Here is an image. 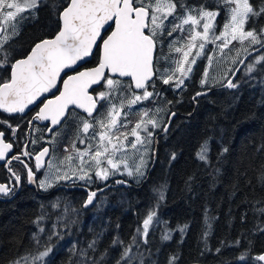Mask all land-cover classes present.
I'll return each mask as SVG.
<instances>
[{
	"label": "snow or ice",
	"instance_id": "1",
	"mask_svg": "<svg viewBox=\"0 0 264 264\" xmlns=\"http://www.w3.org/2000/svg\"><path fill=\"white\" fill-rule=\"evenodd\" d=\"M44 2L0 0V70L8 73L0 77V110L10 115L23 114L30 106L41 102L45 94L51 95V98L42 101V106L27 122L30 131L21 136L24 148L10 158L9 153L21 126L13 128L7 121H0L10 129L13 141L6 142L5 132L0 131V161L5 162L10 181L8 184L0 183V197H11L20 185L21 175L13 169V162L26 170L28 184L45 192L56 186H79L84 190L94 183H104L108 187L106 182L118 174L140 183L146 178L149 163L155 162L150 153L154 151L155 130L161 129L163 124L159 118L161 109L140 108L139 119L130 128L128 117L135 106L161 96L157 81L170 86L173 92L183 91L198 60L206 59L207 66L200 85L202 88L208 87L206 91L195 94V101L207 95L214 86L237 90L242 83L257 79L254 73L264 72V55H261L247 64L244 79L235 83L233 79H227L224 83L223 76L217 80L209 73L217 55H226L233 42H238L249 55V49H264V27L246 28L250 22L256 23L264 18V0H260L259 4H255V0H220L216 11L208 10L204 4L188 5L187 0H66L63 10L57 15L61 22L57 34L51 39H38L26 57L13 59V50L9 45L18 35L17 24L28 18L25 13L34 15ZM221 9L228 15L217 34L216 20ZM108 29L111 32L105 38L103 33ZM174 33L179 35L173 37ZM167 38L172 39L168 41L167 53H164ZM98 41H102V44H98ZM210 44L213 46L211 51L208 49ZM245 44L247 47H244ZM96 47L101 49L98 64L75 71V66L86 62ZM231 62L236 64L237 59L232 58ZM239 63L244 64V61L240 60ZM161 65L166 66L161 70ZM258 65L261 66L259 69ZM69 71L73 74L68 75ZM238 71L232 72L233 77ZM61 73L67 78L64 79ZM60 81L62 89L58 86ZM259 84L264 87V78H259ZM97 87L102 90L96 92ZM168 104L171 105L172 101H168ZM101 108L105 111L101 112ZM77 109L83 110L86 116H79L71 151L66 146L65 152L68 154L59 161L50 155L48 146L36 152L35 146L43 137L30 139L36 131L33 122H50L47 132L52 134V139L47 143L55 144L63 131L62 122H67L73 114L78 115ZM57 128L59 130L54 131ZM162 131L167 133L168 126L164 125ZM77 142L83 147L78 148ZM209 145V140L204 141L196 154L205 166L210 164ZM261 149H264V145L258 151ZM227 151L223 149L220 155ZM175 159L176 154L172 153L169 162ZM33 160L35 171L29 167ZM42 170L43 178L38 179L37 173ZM13 178L15 185L11 184ZM191 179L189 177V181ZM116 184L128 186L126 180H116ZM104 190L88 191L87 199L79 209L64 204L63 212L57 215L50 229L41 226L51 220L45 209L51 207L59 210L63 202L58 198L48 206L40 205L41 213L33 221L37 231L31 234V242L37 249L43 250L19 256L8 264H46V258L53 253L54 247H58L66 237H71L74 226L79 223L80 213L89 206H103L104 201L97 200V195ZM153 191L156 205L136 228L130 243L123 247L116 264H146V260H151L152 251L146 249L142 252L140 248L148 245L150 228L159 224L157 209L164 194L159 190ZM252 210L264 216V207H254ZM187 227L184 225L166 230L161 239L171 240L172 231L183 235ZM256 230L264 232V227L257 226ZM208 235L207 231L203 234L205 244ZM100 236L98 233L86 249H77L76 242L70 241L67 250L73 257L80 258L81 264H103L108 257L107 251L98 259L88 256L89 252H96ZM122 244L117 237L112 247ZM239 244L240 240L234 242V245ZM133 248L137 252L134 253ZM220 250L217 248L216 252ZM179 259V254H173L169 256L167 264H178ZM241 259L244 257L241 256ZM255 260L264 262V254L257 255ZM151 264H157V261L152 260Z\"/></svg>",
	"mask_w": 264,
	"mask_h": 264
},
{
	"label": "trees",
	"instance_id": "2",
	"mask_svg": "<svg viewBox=\"0 0 264 264\" xmlns=\"http://www.w3.org/2000/svg\"><path fill=\"white\" fill-rule=\"evenodd\" d=\"M219 3L220 0H187L188 5L204 4L211 11H216ZM259 3L260 0H255V4ZM65 4L66 0H45L34 15L25 13L28 18L19 21L18 35L9 45L13 50V59L25 57L38 39L52 38L57 34L61 23L57 15ZM220 11L217 18L218 30L226 22L228 15L223 9ZM251 27H264V18L246 26ZM177 35L179 34L174 33L173 37ZM171 39L164 41V53H167L168 41ZM212 47L210 44L209 51ZM246 54L238 42L233 43L226 50V55H217L214 59L213 66L209 68L210 77L218 80L223 76V82L226 83ZM261 55H264V49L247 60L234 83L244 79L247 64ZM232 58L237 59L236 64L231 62ZM99 59L98 48L86 66L97 65ZM164 66L166 65L160 66L161 70ZM206 66V59L198 60L183 91L173 92L170 86L157 81V90L161 96L134 107L131 112L132 120L138 115L140 108L153 111L161 109L159 118L163 124L161 129L155 130L152 145V149L157 150L156 158L154 151L150 153L155 162L149 163L146 178L140 183L123 175L115 177L122 178L131 185L116 184L115 177L109 179L106 182L108 188L97 195V200L104 201L103 206H89L80 213L79 223L74 226L71 237H66L58 247H54L53 253L46 258V264H81L80 258L73 257L67 250L70 241L76 242L77 249H86L88 243L97 238L98 233L101 236L97 250L95 253L89 252L88 256L98 259L107 251L108 257L103 264H116L123 247L130 243L136 228L156 205L154 189L162 191L164 199L157 209L159 224L150 228L149 243L140 248L142 252L150 249L153 253L146 264H151L152 260L157 261V264H167L169 256L173 254H179L178 264H262L255 257L264 252V232L256 229L257 226L264 227V216L254 213L252 209L264 207V203H256L264 201V149L258 151L264 145V87L259 84V78H264V72L254 73L257 79L242 83L237 90H227L217 85L207 95L194 101L193 97L197 92L207 90V85L204 88L200 85ZM257 67L259 69L261 66ZM6 75L8 73L0 70V77ZM168 101H172V104L169 105ZM38 110L39 106L26 115H10L0 110V121H7L13 128L21 126L17 130L16 141L13 142L10 129L6 124L0 123V131L5 132L7 141L13 142L15 153L24 148L21 136L30 131L27 122ZM172 112H176L177 116L165 133L162 128L168 123ZM128 120L130 121V117ZM33 127L36 131L31 134L30 139L43 137L35 146V151L39 152L44 146L50 145L52 157L57 161L67 155L59 151H65L66 146L70 148L77 130L76 125H65L55 144H49L47 141L52 136H46L47 127L35 121ZM206 140L210 141L208 166L200 162L196 155ZM76 146L83 147L78 142ZM225 148L228 151L220 155ZM172 153L176 154V159L169 162ZM29 167H33L35 171L34 160ZM13 169L21 175L20 189L18 187L11 197H0V264H8L19 256L43 250L37 249L31 242V234L37 231L33 221L41 213L40 205L48 206L58 198L63 202L59 210L51 207L45 209L51 220L41 226L50 229L57 215L63 212L64 204L79 209L87 199L88 191L105 187L104 183H94L84 190L60 186L57 191L51 188L45 192L34 189L26 182V170L16 162H13ZM37 175L40 179L43 178V170ZM189 177H192L191 181ZM9 182V173L4 164L0 165V183ZM11 184L15 185L14 178ZM184 225L188 227L183 235L172 231L171 240L161 239L166 230ZM205 231L209 233L206 244L203 239ZM117 237L123 244L113 248L112 242ZM236 240H240L239 245H234ZM217 248L221 249L219 253L216 252ZM132 251L135 253L137 249L133 248Z\"/></svg>",
	"mask_w": 264,
	"mask_h": 264
},
{
	"label": "water",
	"instance_id": "3",
	"mask_svg": "<svg viewBox=\"0 0 264 264\" xmlns=\"http://www.w3.org/2000/svg\"><path fill=\"white\" fill-rule=\"evenodd\" d=\"M110 29H108V31H109ZM107 31V32H108ZM107 32H104L103 33V35H105ZM111 32V31H110ZM110 32L108 33V34H110ZM107 37V36H106ZM105 37V38H106ZM53 38V37H52ZM49 39H51V38H49ZM98 44H102V41H98ZM99 47H96V48H94V50H93V54L95 53V51L98 49ZM100 49V48H99ZM262 49H260L259 51H251V52H249L250 53V55L247 53L244 57H243V61H244V64L247 62V60L252 56V55H254V54H256V53H259L260 51H261ZM93 54L87 59V61L86 62H84V63H82V64H79L78 66H75V71H82V70H84V69H86V68H91V67H95V66H91V67H89V66H85L91 59H92V56H93ZM100 56H101V49H100ZM26 57V56H25ZM24 58V57H23ZM244 64H240L239 65V67L237 68V69H239V71L236 73V76L235 77H233V75H232V77L230 78V79H233V82L236 80V78H237V76H238V74H239V72L241 71V69L243 68V66H244ZM82 67V68H81ZM68 74L69 75H72L71 74V71H69L68 72ZM61 76L64 78V79H66L67 77L64 75V73H61ZM58 86L62 89V81H60L59 83H58ZM98 88V87H97ZM53 91H55V90H53ZM209 92V91H208ZM207 92V93H208ZM57 95L59 94L58 92L56 93ZM94 94V93H93ZM48 98H51V95L50 94H45L44 95V97H42L41 98V102H39V103H37L36 105H34V106H30V108L28 109V110H26V112L25 113H23V114H21V113H16L15 115H26V114H28L31 110H33V109H35L37 106H39V107H41L42 106V101L43 100H46V99H48ZM199 98V97H198ZM79 112H81V113H83V110H80V109H77ZM172 113H175V116H172ZM171 114H170V117H169V121H168V123L166 124L167 126H168V130H169V128H170V125H171V123H172V121H173V119L177 116V114H176V112H172ZM85 114V113H84ZM14 115V114H13ZM94 115H96V113H94ZM42 126H47L48 124H50V122H39ZM63 123V122H62ZM58 129V128H57ZM56 129H54V131H55ZM46 136L47 137H51L52 136V134L51 133H49V132H47V130H46ZM5 140H6V138H5ZM6 142H10V141H7L6 140ZM46 146H48L49 148H50V146L49 145H46ZM50 151H51V149H50ZM156 153H157V150H155L154 151V154H155V158H156ZM15 154V147H14V144H13V149H12V151L9 153V157L8 158H10V156L11 155H14ZM46 159V161H47V157L45 158ZM5 162H3V161H0V165H3ZM37 178H38V176H37ZM117 180H123V179H117ZM4 184H6V183H4ZM34 189H36V190H38L37 188H36V186L35 185H33V184H30ZM19 187H20V185H19ZM108 187H104V189H107ZM96 191V190H95ZM98 193H100V192H98ZM11 199V198H10ZM262 254H264V252L262 253ZM192 264H203V263H199V262H195V263H192ZM262 264H264V262H262Z\"/></svg>",
	"mask_w": 264,
	"mask_h": 264
},
{
	"label": "flooded vegetation",
	"instance_id": "4",
	"mask_svg": "<svg viewBox=\"0 0 264 264\" xmlns=\"http://www.w3.org/2000/svg\"><path fill=\"white\" fill-rule=\"evenodd\" d=\"M108 33L109 32H107L105 35H104V37H106L107 35H108ZM73 72H71V74H72ZM69 75V74H68ZM102 90V88H98V89H96V92H98V91H101ZM95 94V93H94ZM76 113H78V112H76ZM79 115H76V114H73L72 116H70L68 119H67V122H64L63 123V128H64V126L66 125V126H68V127H71V126H73L74 127V125H76L75 123H74V117L75 116H85V115H82V114H80V113H78ZM77 126V125H76ZM40 179V178H39ZM111 179V178H110ZM115 179H119L118 177H115ZM128 182V181H127ZM129 183V182H128ZM129 185H131V183H129ZM115 186V185H114ZM59 187L60 186H56V187H54L53 188V190L54 191H57L58 189H59ZM64 187V186H63ZM77 187H79V186H67V188L68 189H76ZM80 188V187H79ZM19 189H20V187H19ZM18 189V190H19ZM97 190V189H96ZM90 191H94V189H92V190H90Z\"/></svg>",
	"mask_w": 264,
	"mask_h": 264
},
{
	"label": "rangeland",
	"instance_id": "5",
	"mask_svg": "<svg viewBox=\"0 0 264 264\" xmlns=\"http://www.w3.org/2000/svg\"><path fill=\"white\" fill-rule=\"evenodd\" d=\"M218 18V17H217ZM216 25H217V20H216ZM222 28H220V30H221ZM220 30H218V26L216 27V33L217 34H219V32H220ZM233 43H236V42H233ZM208 47H209V45H208ZM219 56H222V55H219ZM219 59H221V57L219 58ZM224 60V59H223ZM103 111H105V109L103 108L102 109V111L101 112H103ZM129 117H130V125H129V128L131 127V126H134V124L136 123V121L139 119V113H138V115L132 120V113L129 115ZM79 120V118H76V116L74 117V123L77 125V121ZM65 149V148H64ZM69 150L71 151V147L69 148ZM59 153H63V154H65L66 152L65 151H59ZM66 154H68V153H66ZM50 155L52 156V151L50 152ZM119 175V174H118ZM118 175H116V176H118ZM42 179V178H41ZM120 179H122V178H120Z\"/></svg>",
	"mask_w": 264,
	"mask_h": 264
}]
</instances>
